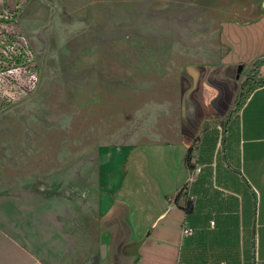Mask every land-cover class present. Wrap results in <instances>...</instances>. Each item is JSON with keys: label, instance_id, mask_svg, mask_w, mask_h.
<instances>
[{"label": "crops", "instance_id": "crops-1", "mask_svg": "<svg viewBox=\"0 0 264 264\" xmlns=\"http://www.w3.org/2000/svg\"><path fill=\"white\" fill-rule=\"evenodd\" d=\"M240 14L177 66L169 110L91 158L81 128L63 174L0 114V264H264V0Z\"/></svg>", "mask_w": 264, "mask_h": 264}, {"label": "rangeland", "instance_id": "rangeland-1", "mask_svg": "<svg viewBox=\"0 0 264 264\" xmlns=\"http://www.w3.org/2000/svg\"><path fill=\"white\" fill-rule=\"evenodd\" d=\"M253 1L28 0L16 21L39 63L38 82L21 98L13 93L19 99L1 118L23 127L25 141L63 174L65 142H79L81 128L91 158L96 145L121 141L169 110L177 66L211 58L220 21L240 17ZM8 76L23 81L20 71ZM111 158L105 150V174Z\"/></svg>", "mask_w": 264, "mask_h": 264}, {"label": "trees", "instance_id": "trees-1", "mask_svg": "<svg viewBox=\"0 0 264 264\" xmlns=\"http://www.w3.org/2000/svg\"><path fill=\"white\" fill-rule=\"evenodd\" d=\"M27 1L17 0L14 12L9 18L0 20V78H2L0 79V110L19 99L13 93H19L21 98L32 92L38 82L39 63L36 61L34 51L16 21L17 15ZM16 71L22 73V82L14 78L9 79L8 74ZM5 80L8 82V86ZM260 83L250 86L245 83L242 85L236 101L237 108L244 104L250 93ZM190 208L189 204L187 210Z\"/></svg>", "mask_w": 264, "mask_h": 264}, {"label": "flooded vegetation", "instance_id": "flooded-vegetation-1", "mask_svg": "<svg viewBox=\"0 0 264 264\" xmlns=\"http://www.w3.org/2000/svg\"><path fill=\"white\" fill-rule=\"evenodd\" d=\"M15 7L14 8H1V10H0V20L8 19L9 16L14 12Z\"/></svg>", "mask_w": 264, "mask_h": 264}, {"label": "built area", "instance_id": "built-area-1", "mask_svg": "<svg viewBox=\"0 0 264 264\" xmlns=\"http://www.w3.org/2000/svg\"><path fill=\"white\" fill-rule=\"evenodd\" d=\"M211 223L214 224L215 222L212 221ZM190 233H191V229L188 226L185 225V227H184V234L188 235Z\"/></svg>", "mask_w": 264, "mask_h": 264}]
</instances>
